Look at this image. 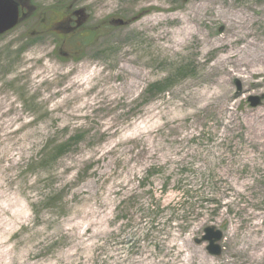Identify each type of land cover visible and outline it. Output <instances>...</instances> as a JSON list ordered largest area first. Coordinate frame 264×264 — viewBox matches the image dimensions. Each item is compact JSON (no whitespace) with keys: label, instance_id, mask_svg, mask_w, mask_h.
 <instances>
[{"label":"rangeland","instance_id":"1","mask_svg":"<svg viewBox=\"0 0 264 264\" xmlns=\"http://www.w3.org/2000/svg\"><path fill=\"white\" fill-rule=\"evenodd\" d=\"M20 2L0 35V264H264V70L243 73L264 0ZM69 15L75 32L36 33ZM184 15L199 34L173 52Z\"/></svg>","mask_w":264,"mask_h":264},{"label":"bare ground","instance_id":"2","mask_svg":"<svg viewBox=\"0 0 264 264\" xmlns=\"http://www.w3.org/2000/svg\"><path fill=\"white\" fill-rule=\"evenodd\" d=\"M218 14L220 13V11L218 10L217 11ZM232 16L230 17L229 16V23H228V27H231L233 26L234 24H238L243 18L241 16H235V14H231ZM178 18V17H177ZM176 17H174L173 19H177ZM180 20V24H179V27L177 28V30L174 32V39L169 41L168 43V47H171L170 49L173 51V52H178L183 46H184V43L190 39L192 36H197L199 34V31L198 30H195L193 28V26L191 25V23H193L194 19L192 18H189L187 16H180L178 18ZM217 46H219V44L217 43H211L210 44H206L203 48V51H207L208 49L210 48H216ZM256 47H253L252 44H245L243 45L242 47H239L238 50H236L235 52H231V54H228V55H225V56H222V58H220L221 60L219 61V63H224L226 61H228V59L232 56H234L233 54H235V56H238V61L239 58H244L243 55H246L247 54V50H252V51H249V52H254L256 50ZM248 52V54H249ZM254 58L252 61L254 64H251V67L250 69H245L243 70V73L247 76V78H251L253 76H256V75H261V72H263L264 69H262V63L261 62H264V59H260L258 57V55H255ZM264 58V57H263ZM259 60L261 61L259 64H256V62H259ZM247 62V61H246ZM244 61H241L239 63V67H242L244 66V64L246 63ZM250 64V63H249ZM256 66V67H255ZM230 73L233 72L231 70H228ZM241 71V70H240ZM215 93H217L216 95H219V91L218 92H214L212 95H214ZM196 95L198 96H203V97H206L207 99L210 98L212 95H209L207 94L206 90L205 89H202V90H198L195 92ZM232 236V234H231ZM264 239V236L263 238ZM227 240V239H225ZM250 243H255L256 241L251 239L249 237V240H248ZM232 244L229 245V248L228 250H232ZM244 248L241 247V250ZM3 254H0V258ZM190 259L191 257L189 258V263H190ZM202 264V263H200Z\"/></svg>","mask_w":264,"mask_h":264},{"label":"water","instance_id":"3","mask_svg":"<svg viewBox=\"0 0 264 264\" xmlns=\"http://www.w3.org/2000/svg\"><path fill=\"white\" fill-rule=\"evenodd\" d=\"M20 20V4L16 0H0V34H3L14 28ZM119 24H123L122 20H118ZM251 106L259 105L260 97L250 96L248 98ZM222 237L220 230L211 226L204 228L202 241H207L206 249L213 255H218L221 251L220 245L217 243Z\"/></svg>","mask_w":264,"mask_h":264},{"label":"flooded vegetation","instance_id":"4","mask_svg":"<svg viewBox=\"0 0 264 264\" xmlns=\"http://www.w3.org/2000/svg\"><path fill=\"white\" fill-rule=\"evenodd\" d=\"M22 10V7H21ZM76 12V11H75ZM75 12L73 14H75ZM22 13V11H21ZM84 17V15H82ZM71 22V23H70ZM73 21V15H69L68 18H61V19H53L52 23L51 20L47 23H45L43 26H39L40 30L43 29V31L37 32L38 35L47 34V33H53L59 35L56 31H59L60 29H66L75 32L77 28L79 27L77 22L74 24ZM66 55V54H65Z\"/></svg>","mask_w":264,"mask_h":264},{"label":"trees","instance_id":"5","mask_svg":"<svg viewBox=\"0 0 264 264\" xmlns=\"http://www.w3.org/2000/svg\"><path fill=\"white\" fill-rule=\"evenodd\" d=\"M17 1L21 5L20 0H17ZM67 144H68V142H64V143H61V144L58 145V150H57L58 154L62 153L65 150Z\"/></svg>","mask_w":264,"mask_h":264}]
</instances>
